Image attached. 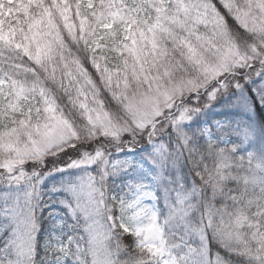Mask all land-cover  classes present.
Instances as JSON below:
<instances>
[{"label":"snow or ice","instance_id":"snow-or-ice-1","mask_svg":"<svg viewBox=\"0 0 264 264\" xmlns=\"http://www.w3.org/2000/svg\"><path fill=\"white\" fill-rule=\"evenodd\" d=\"M0 264H264V0H0Z\"/></svg>","mask_w":264,"mask_h":264}]
</instances>
